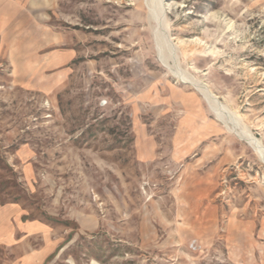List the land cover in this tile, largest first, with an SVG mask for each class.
Wrapping results in <instances>:
<instances>
[{
  "label": "rangeland",
  "instance_id": "obj_1",
  "mask_svg": "<svg viewBox=\"0 0 264 264\" xmlns=\"http://www.w3.org/2000/svg\"><path fill=\"white\" fill-rule=\"evenodd\" d=\"M241 132L264 0H0V264H264Z\"/></svg>",
  "mask_w": 264,
  "mask_h": 264
},
{
  "label": "bare ground",
  "instance_id": "obj_2",
  "mask_svg": "<svg viewBox=\"0 0 264 264\" xmlns=\"http://www.w3.org/2000/svg\"><path fill=\"white\" fill-rule=\"evenodd\" d=\"M149 1V0H148ZM161 1V0H160ZM149 4V2H148ZM150 6V4H149ZM154 9V8H152ZM156 9V8H155ZM157 10V9H156ZM153 11V10H152ZM156 14V13H155ZM161 14V13H160ZM163 16V15H162ZM164 18V17H163ZM161 23V22H160ZM160 40V39H159ZM159 44V43H158ZM165 45V44H164ZM165 47V46H164ZM163 47V48H164ZM187 83L189 85H192L201 95H203V97L206 98V100L211 104V106L215 109V111L218 113V117L220 119H223L224 121H228L230 118H228V112H226L227 110H225V108L223 107L224 105L221 104L218 100L217 97L214 96V94H212L203 84H200L199 82L192 80V79H186ZM223 105V106H222ZM231 115V114H230ZM229 115V116H230ZM230 117H233L230 116ZM234 120V119H233ZM232 121V120H230ZM233 124V123H232ZM239 131V130H238ZM244 132V131H243ZM240 136L242 137V139H244L245 141H247L249 143V145L253 146V148H255V150L257 151V153L264 159V147L262 145V143H260V141H258L257 139H255V137L249 135V134H243L242 132L240 133Z\"/></svg>",
  "mask_w": 264,
  "mask_h": 264
}]
</instances>
